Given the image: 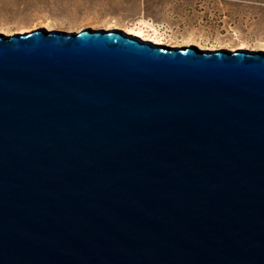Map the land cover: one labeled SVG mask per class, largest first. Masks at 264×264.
<instances>
[{
    "label": "water",
    "instance_id": "95a60500",
    "mask_svg": "<svg viewBox=\"0 0 264 264\" xmlns=\"http://www.w3.org/2000/svg\"><path fill=\"white\" fill-rule=\"evenodd\" d=\"M0 264H264V51L0 34Z\"/></svg>",
    "mask_w": 264,
    "mask_h": 264
},
{
    "label": "rangeland",
    "instance_id": "374dc122",
    "mask_svg": "<svg viewBox=\"0 0 264 264\" xmlns=\"http://www.w3.org/2000/svg\"><path fill=\"white\" fill-rule=\"evenodd\" d=\"M111 24L157 31L165 47L264 51V0H0V34Z\"/></svg>",
    "mask_w": 264,
    "mask_h": 264
},
{
    "label": "bare ground",
    "instance_id": "6f19581e",
    "mask_svg": "<svg viewBox=\"0 0 264 264\" xmlns=\"http://www.w3.org/2000/svg\"><path fill=\"white\" fill-rule=\"evenodd\" d=\"M51 25V23H50V21H47L46 23H45V26H50ZM114 26L111 24V25H109L108 26V28L107 29H111V28H113ZM129 32V35H134V36H137V37H139V38H141V39H143V40H145V41H152L153 43H155V44H160V43H164V41H162V37H161V35H158V33H157V31H154L153 33H151V32H149V31H145V30H143V29H139V30H137V29H131V30H129L128 31ZM23 33H27L26 31H22L21 32V34H23ZM188 45H185V46H180L181 48L182 47H187ZM210 48V47H209ZM246 48V46H241V48L240 49H245ZM259 49H264V47H258ZM204 50V49H203ZM205 50H209L208 48L207 49H205ZM218 50H221V49H211V51H218ZM239 50V49H238ZM249 50V49H248ZM210 51V50H209ZM233 51V50H232ZM234 51H236V50H234Z\"/></svg>",
    "mask_w": 264,
    "mask_h": 264
}]
</instances>
